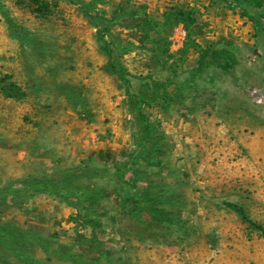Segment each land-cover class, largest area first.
<instances>
[{
  "label": "rangeland",
  "instance_id": "rangeland-1",
  "mask_svg": "<svg viewBox=\"0 0 264 264\" xmlns=\"http://www.w3.org/2000/svg\"><path fill=\"white\" fill-rule=\"evenodd\" d=\"M31 259L264 264V0H0V264Z\"/></svg>",
  "mask_w": 264,
  "mask_h": 264
},
{
  "label": "trees",
  "instance_id": "trees-1",
  "mask_svg": "<svg viewBox=\"0 0 264 264\" xmlns=\"http://www.w3.org/2000/svg\"><path fill=\"white\" fill-rule=\"evenodd\" d=\"M240 2V0H238ZM184 17L183 19L185 21H188L189 23H193L194 22V19L190 16L189 13L187 14H184V13H181ZM200 55L201 57H209L211 60H214V59H222V65H223V69L226 70V69H229V65L231 64V61L232 59L226 55V50H219L217 52H209L207 49H203L200 51ZM226 204L230 207H233V208H236L237 205L234 204V203H231V202H226ZM30 263L31 264H40L39 262H37L36 260L34 259H31L30 260Z\"/></svg>",
  "mask_w": 264,
  "mask_h": 264
},
{
  "label": "built area",
  "instance_id": "built-area-1",
  "mask_svg": "<svg viewBox=\"0 0 264 264\" xmlns=\"http://www.w3.org/2000/svg\"><path fill=\"white\" fill-rule=\"evenodd\" d=\"M258 102V101H257Z\"/></svg>",
  "mask_w": 264,
  "mask_h": 264
}]
</instances>
